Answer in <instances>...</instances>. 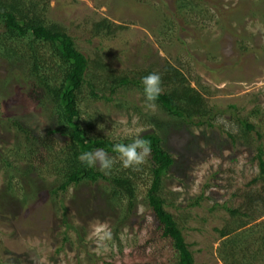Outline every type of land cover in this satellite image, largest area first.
Returning a JSON list of instances; mask_svg holds the SVG:
<instances>
[{"label":"rangeland","instance_id":"rangeland-1","mask_svg":"<svg viewBox=\"0 0 264 264\" xmlns=\"http://www.w3.org/2000/svg\"><path fill=\"white\" fill-rule=\"evenodd\" d=\"M177 1L40 3L48 20L65 27L86 56L103 55L116 74L133 76L146 67L161 69L171 62L193 86L209 92L206 97L216 114L213 126L197 127L168 117L157 106L149 108L134 87L118 89L111 100L94 99L88 83L95 76L90 72L80 107L82 119L90 122V134L114 141L133 139L138 128L143 129L140 135L154 130L149 120L145 122L149 115L162 122L156 129L175 160L163 182L166 209L184 227L196 264H225L219 252L225 238L217 229L233 224L226 208L239 206L243 193L263 184L252 181L259 174L257 148H264V0H201L195 2L196 8L180 12ZM102 18L123 28L114 37L94 36L93 24ZM0 68L4 86L0 93V264H174L172 246L161 239L158 221L146 202V175L125 223L126 206L109 202L103 181L51 194L54 177H40L44 171L38 169L37 175L21 182L25 190L5 191L9 168L4 159L9 157L12 165L20 167L25 164L15 163L10 155L16 151L17 130L6 118L21 121L36 135L46 134L52 119L29 99L26 86L14 79L17 73L1 57ZM238 118L255 125L250 136L243 133ZM196 201L199 205H192ZM263 221L264 217L250 225ZM97 227L109 230L112 238L99 242L94 235ZM255 247L247 257L253 264H264V252L252 258Z\"/></svg>","mask_w":264,"mask_h":264},{"label":"trees","instance_id":"trees-1","mask_svg":"<svg viewBox=\"0 0 264 264\" xmlns=\"http://www.w3.org/2000/svg\"><path fill=\"white\" fill-rule=\"evenodd\" d=\"M177 2V12H180L182 9L196 8L195 2L201 0ZM122 28L108 18H102L92 27L94 36L106 37H114ZM0 57L9 62L17 73L14 79L26 86L29 99L47 110L52 119L46 134L36 135L21 121L6 118L5 122L17 130L16 151L10 155L15 158V163L21 161L25 164L20 167L12 165L9 157L4 159L6 167L10 169L6 173L8 184L5 191L15 192L17 188L25 190L21 182L37 175L38 169L44 171L38 176L48 174L54 177V183L50 185L51 194L66 192L84 182L103 181L109 202L115 207L126 206L125 219L122 221L125 223L136 207L140 181L146 175L149 178L146 202L158 221L161 239H166L172 246L174 264H196L194 253L183 232L184 227L166 209V199L162 195L164 179L175 162L163 147V140L157 131L161 129L162 122L155 121L153 115H145L148 117L145 122L149 120L155 126L154 130L141 134L142 138L150 141L151 155L136 168H124L118 153L112 151V146L120 142L130 143L132 139L114 141L91 135V128L87 126L90 122L82 119L80 95L88 83L86 76L90 72L95 76L88 83L92 87L94 99L111 100L118 89L132 87L145 98L142 78L156 72L161 76L163 91L155 105L168 117L199 127L214 125L216 114H213L214 108L206 97L209 92L193 86L182 69L171 62H166L161 69L146 67L140 72H134L133 76L125 72L116 74L103 55L98 54L93 59L86 56L65 27L48 20L45 6L41 7L40 0H0ZM3 91L4 86L0 84V93ZM120 106L124 105L120 103ZM237 122L247 136L255 130V125L247 118H238ZM59 137L65 142L61 143ZM230 137L233 138L231 134ZM97 148L105 149L115 159L107 173L97 166L88 167L78 159L82 152ZM257 151L259 174L252 183L260 180L262 187L258 190L251 188L249 192L243 193L239 206L226 208L233 224L217 229L220 237L225 238L219 250L225 264H253L247 255L252 252L250 250L255 244L253 259L264 252V221L250 225L264 217L263 146H258ZM192 205H199V202H193Z\"/></svg>","mask_w":264,"mask_h":264},{"label":"clouds","instance_id":"clouds-1","mask_svg":"<svg viewBox=\"0 0 264 264\" xmlns=\"http://www.w3.org/2000/svg\"><path fill=\"white\" fill-rule=\"evenodd\" d=\"M162 79L159 73L153 72L142 78L145 99L148 102L147 107L155 108V101L161 95L163 89L161 87ZM85 119V118H84ZM133 125L136 124L134 120ZM143 129H136L135 137L130 143H115L112 151L118 153L119 160L124 168H136L146 162L147 157L151 155L150 141L141 137L140 133ZM79 161L88 167L99 165L101 171L107 173L115 163V159L103 148H97L93 151L82 152L78 156ZM94 235L99 242L110 240L112 233L104 227H97Z\"/></svg>","mask_w":264,"mask_h":264}]
</instances>
